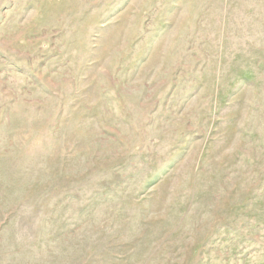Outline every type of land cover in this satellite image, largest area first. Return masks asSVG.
Returning <instances> with one entry per match:
<instances>
[{"label":"rangeland","instance_id":"1","mask_svg":"<svg viewBox=\"0 0 264 264\" xmlns=\"http://www.w3.org/2000/svg\"><path fill=\"white\" fill-rule=\"evenodd\" d=\"M0 264H264V0H0Z\"/></svg>","mask_w":264,"mask_h":264}]
</instances>
